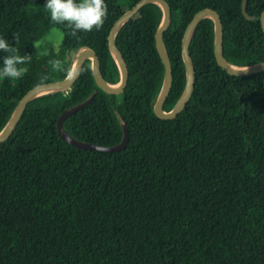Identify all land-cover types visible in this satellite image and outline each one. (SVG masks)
<instances>
[{
  "label": "trees",
  "instance_id": "trees-1",
  "mask_svg": "<svg viewBox=\"0 0 264 264\" xmlns=\"http://www.w3.org/2000/svg\"><path fill=\"white\" fill-rule=\"evenodd\" d=\"M137 1L105 0L102 28L78 32L77 39L51 21L46 0H0V36L19 55H31L22 78L0 79V130L30 88L64 78L87 48L100 56L104 79L118 83L107 35ZM166 1L172 85L164 110L183 91L182 35L202 8L220 16L227 62H264V0L247 1L253 20L243 16L242 0ZM161 19V7L148 3L117 32L129 71L121 93L98 87L87 64L68 89L33 98L0 143V264H264V71L223 70L214 56V22L204 18L189 45V100L176 117H158L153 107L164 67L154 36ZM53 28L63 33L59 49L38 53L35 43ZM52 59L65 71H53ZM92 93L64 128L77 139L114 145L124 122L123 149H80L58 136L59 114Z\"/></svg>",
  "mask_w": 264,
  "mask_h": 264
},
{
  "label": "water",
  "instance_id": "water-1",
  "mask_svg": "<svg viewBox=\"0 0 264 264\" xmlns=\"http://www.w3.org/2000/svg\"><path fill=\"white\" fill-rule=\"evenodd\" d=\"M247 1H241V12L243 16L248 20H253L254 16L250 15L247 12ZM148 3H156L162 9V19L161 22L155 32V45L161 62L164 67V78L162 82V86L156 102L153 107V111L155 115L163 119H172L176 117L187 104L189 97L191 95L192 89L194 87V65L189 53V45L191 42V38L193 33L198 26L199 22L204 18H211L214 22V56L217 64L225 70L227 73L237 76H245L251 75L254 73H258L260 71H264V62H258L251 65H247L244 67H239L230 64L224 58L223 55V30L222 23L219 14L210 8H202L198 10L192 18L187 23L181 41V55L185 65V85L182 93L180 94L178 100L176 101L174 107L170 111L164 110V103L170 93L171 85H172V70L170 65L169 56L167 54L164 41L163 34L169 28L171 24V7L166 0H139L129 9L124 11L112 24L109 29L107 35L108 49L109 52L117 65L120 81L116 84L108 83L100 70V56L93 49L87 48L82 50L78 54V59L73 65L72 69H75L74 76L72 78H68L67 75L59 80L47 81L39 83L32 88H30L18 101L16 107L14 108L11 116L8 121L4 125V127L0 130V143L4 142L8 137L12 134L15 129L17 123L19 122L27 104L35 97L55 91V90H64L68 89L80 76L83 68L87 64H91L92 73L95 80V83L98 87H100L103 91L109 94H119L121 93L128 84L129 79V71L128 66L125 61V58L119 48L116 45L115 38L117 32L120 28L144 5ZM260 24L264 31V9L260 14ZM70 70V71H71ZM95 96V93H92L86 100L71 106L69 108L64 109L58 116L56 121V128L58 136L73 145L74 147L80 149H89V150H97L103 152H115L123 149L129 138V131L126 123L122 122V138L121 140L114 145H100L96 143L86 142L80 139L73 137L63 126L65 119L72 113L77 110L85 107ZM18 149L21 151H25V148L18 146Z\"/></svg>",
  "mask_w": 264,
  "mask_h": 264
},
{
  "label": "clouds",
  "instance_id": "clouds-1",
  "mask_svg": "<svg viewBox=\"0 0 264 264\" xmlns=\"http://www.w3.org/2000/svg\"><path fill=\"white\" fill-rule=\"evenodd\" d=\"M50 12L51 21L54 24L64 25L70 29V35L75 38L78 32L99 31L108 15V5L105 0H46L44 6ZM53 31H56L53 29ZM16 40V37H14ZM35 47H41L38 42ZM16 47L10 46L8 41L0 36V52L6 53L0 66V79L17 80L22 78L28 71L27 67H21L31 62V55H19ZM47 55L48 53H43ZM53 71H65L62 61L49 60ZM75 69L67 71V77L74 76Z\"/></svg>",
  "mask_w": 264,
  "mask_h": 264
},
{
  "label": "rangeland",
  "instance_id": "rangeland-1",
  "mask_svg": "<svg viewBox=\"0 0 264 264\" xmlns=\"http://www.w3.org/2000/svg\"><path fill=\"white\" fill-rule=\"evenodd\" d=\"M53 29H55L56 31H53ZM53 29H51L43 38L35 43L36 45L39 42L41 45V47L39 48L35 47L38 53H45L50 50L59 49L62 42L63 33L58 28Z\"/></svg>",
  "mask_w": 264,
  "mask_h": 264
}]
</instances>
